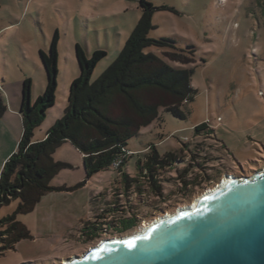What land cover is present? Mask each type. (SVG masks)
<instances>
[{"label":"rangeland","instance_id":"1","mask_svg":"<svg viewBox=\"0 0 264 264\" xmlns=\"http://www.w3.org/2000/svg\"><path fill=\"white\" fill-rule=\"evenodd\" d=\"M147 1L162 7L153 14L155 28L149 37L171 38L178 49L194 47L193 54L187 53L188 63L173 61L171 47L145 48L176 68L193 69L191 83L197 93L182 107L186 116L161 108L160 118L128 141L131 155L122 172L109 167L87 178L80 150L71 142L59 146L54 158L69 166L52 179L55 189L33 211L16 213L32 236L5 250L0 264H61L103 238L121 236L103 228H111L123 214L138 217L139 225L125 234L130 235L161 215L193 204L228 174L242 178L264 169L262 5L257 0ZM141 16L140 0H0V92L7 106L0 118V173L21 136L18 110L24 80H32V103L46 87L40 50L49 51L54 34H59L56 101L34 138L44 137L64 115L71 83L80 74L76 44L88 55L107 51L91 75L95 81L115 61ZM202 123L208 128L197 133ZM154 148L184 156L181 169L192 162L186 178L197 176L200 183L185 190L179 173L166 166L155 173L161 191H153L144 177L127 187L123 173L139 177L138 159ZM206 171L221 174L207 180V175L202 177ZM19 203L13 199L1 206L0 218L14 214Z\"/></svg>","mask_w":264,"mask_h":264},{"label":"trees","instance_id":"2","mask_svg":"<svg viewBox=\"0 0 264 264\" xmlns=\"http://www.w3.org/2000/svg\"><path fill=\"white\" fill-rule=\"evenodd\" d=\"M257 1L262 5L264 14V0ZM140 7L142 16L123 49L95 81H91V75L97 64L106 57L107 51L96 49L88 55L81 44H76L80 74L71 83L64 115L46 132L43 139L35 140V129L41 125L48 109L56 101L58 32L54 34L49 51L40 50L48 75L47 84L44 92L32 103V80H24L20 106L22 136L17 150L4 161L0 173V207L13 199L20 200L14 214L0 218V255L5 250L14 248L22 239L32 236L29 228L16 218V213L33 211L42 197L55 189L51 185L52 179L62 168L69 166L54 158L57 148L64 142H71L82 153L87 178L114 167L115 160H120L121 163L118 168H114L122 172V166L131 155L126 150L128 141L137 136L142 127L159 119L161 108L180 118L186 116L182 107L194 100L197 93L191 83L193 69L176 68L157 54L145 52V48L171 47L174 50L168 53L173 61L188 63L187 53L193 54L194 47L178 49L171 38L149 37V32L155 28L152 23L153 14L162 7L154 6L147 0H140ZM6 110L7 106L0 92V118ZM205 128H208L207 125L202 123L195 130L200 133ZM182 161L184 156L173 151L160 154L154 148L145 152L137 163L139 177L123 173L126 186L144 177L148 178L153 191H161L163 184H160L155 173L166 166L179 173L185 190L188 185H198L200 181L197 176L186 178L193 163L188 162L181 169L179 163ZM218 174L206 171L202 177L207 175V180H213ZM138 225L136 214H123L118 221L111 223V228L103 230L107 229L113 235H125ZM98 235L88 237L91 239Z\"/></svg>","mask_w":264,"mask_h":264},{"label":"water","instance_id":"3","mask_svg":"<svg viewBox=\"0 0 264 264\" xmlns=\"http://www.w3.org/2000/svg\"><path fill=\"white\" fill-rule=\"evenodd\" d=\"M216 186L194 205L103 238L61 264H264V169Z\"/></svg>","mask_w":264,"mask_h":264},{"label":"bare ground","instance_id":"4","mask_svg":"<svg viewBox=\"0 0 264 264\" xmlns=\"http://www.w3.org/2000/svg\"><path fill=\"white\" fill-rule=\"evenodd\" d=\"M235 175H228L227 177H225L224 179H223V181H220L218 184H221V182H223V183H225V182H227L228 180H230L231 178H233ZM217 188V186H214L213 188H211V189H209V190H207V191H213L214 189H216ZM198 198V197H197ZM196 198V199H197ZM196 199L194 200V203L193 204H190V205H194L195 204V201H196ZM187 206H189V205H187ZM184 207H186V206H184ZM181 208V207H180ZM168 215H171L172 213H167ZM161 216H163V215H161ZM161 216H159V217H161ZM153 222V221H152ZM149 224H151V223H149ZM148 224V225H149ZM147 225V226H148ZM147 226H144L143 228H146ZM142 228V229H143ZM66 261V259L63 261V263Z\"/></svg>","mask_w":264,"mask_h":264},{"label":"crops","instance_id":"5","mask_svg":"<svg viewBox=\"0 0 264 264\" xmlns=\"http://www.w3.org/2000/svg\"><path fill=\"white\" fill-rule=\"evenodd\" d=\"M20 106H21V103H20ZM19 116H20V118H21V120H22V117H21V114H20V108H19ZM22 132H23V125H22V131H21V136H22ZM21 136H20V138H21ZM45 137V136H44ZM44 137H42V138H34L35 140H40V139H43ZM20 140V139H19ZM19 142V141H18ZM64 143H68V142H64ZM83 156V155H82ZM84 162V161H83ZM40 203V202H39Z\"/></svg>","mask_w":264,"mask_h":264},{"label":"built area","instance_id":"6","mask_svg":"<svg viewBox=\"0 0 264 264\" xmlns=\"http://www.w3.org/2000/svg\"><path fill=\"white\" fill-rule=\"evenodd\" d=\"M120 160H115L114 162H113V166L114 167H116V168H118L119 167V165H120Z\"/></svg>","mask_w":264,"mask_h":264},{"label":"snow or ice","instance_id":"7","mask_svg":"<svg viewBox=\"0 0 264 264\" xmlns=\"http://www.w3.org/2000/svg\"><path fill=\"white\" fill-rule=\"evenodd\" d=\"M128 246L131 248V247H135V241H129L128 242Z\"/></svg>","mask_w":264,"mask_h":264}]
</instances>
